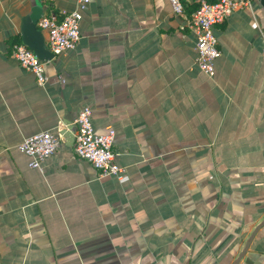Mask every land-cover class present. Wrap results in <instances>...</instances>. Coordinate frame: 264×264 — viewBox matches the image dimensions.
Instances as JSON below:
<instances>
[{"label":"crops","instance_id":"obj_1","mask_svg":"<svg viewBox=\"0 0 264 264\" xmlns=\"http://www.w3.org/2000/svg\"><path fill=\"white\" fill-rule=\"evenodd\" d=\"M29 8L0 0V264H231L264 218V0L214 26L211 75L170 0H91L44 85L6 40ZM84 105L113 128L122 177L77 157L70 131L29 166L24 137ZM237 264H264V225Z\"/></svg>","mask_w":264,"mask_h":264},{"label":"built area","instance_id":"obj_2","mask_svg":"<svg viewBox=\"0 0 264 264\" xmlns=\"http://www.w3.org/2000/svg\"><path fill=\"white\" fill-rule=\"evenodd\" d=\"M91 0H75L73 7L60 11L44 12L36 21L46 33V45L58 55L76 46L80 37V20ZM256 0H199L198 7L191 14L185 12L181 0H170L172 11L181 16V27L188 29L195 37L196 62L200 70L211 75L215 58L220 54L214 26L223 22L234 10L252 8ZM12 56L26 70L31 71L38 84L44 85L49 75L45 72V60L40 59L33 49L24 43H16ZM63 80V77H62ZM91 107L78 109L70 122H57L55 129H43L27 135L18 148L28 155V165L38 167L43 159L51 155L65 138V131L72 133L74 154L93 165L101 176L122 177L123 168L116 162L113 149L114 130L97 132L92 122Z\"/></svg>","mask_w":264,"mask_h":264},{"label":"water","instance_id":"obj_3","mask_svg":"<svg viewBox=\"0 0 264 264\" xmlns=\"http://www.w3.org/2000/svg\"><path fill=\"white\" fill-rule=\"evenodd\" d=\"M43 13L41 0H30L29 10L21 16L19 34L21 42L34 50L37 56L43 60L53 58L54 53L47 47L44 32L37 26L36 21ZM264 225V218L252 229L237 257L231 264H237L247 250L257 230Z\"/></svg>","mask_w":264,"mask_h":264},{"label":"trees","instance_id":"obj_4","mask_svg":"<svg viewBox=\"0 0 264 264\" xmlns=\"http://www.w3.org/2000/svg\"><path fill=\"white\" fill-rule=\"evenodd\" d=\"M47 2V9L45 12H50L51 10H55L52 8V4H51V0H45ZM184 10L188 13L191 14L192 11H194L198 5H199V0H193V1H189V0H181ZM56 11V10H55ZM6 40H8L11 45L13 46L16 43H20L21 42V37L19 33H14L9 35L8 38H6Z\"/></svg>","mask_w":264,"mask_h":264}]
</instances>
